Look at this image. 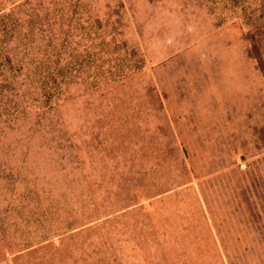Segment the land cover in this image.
Listing matches in <instances>:
<instances>
[{"label":"rangeland","instance_id":"rangeland-1","mask_svg":"<svg viewBox=\"0 0 264 264\" xmlns=\"http://www.w3.org/2000/svg\"><path fill=\"white\" fill-rule=\"evenodd\" d=\"M76 2L0 0V264H264V0ZM168 124L207 142L211 214L197 180L154 196Z\"/></svg>","mask_w":264,"mask_h":264},{"label":"trees","instance_id":"trees-1","mask_svg":"<svg viewBox=\"0 0 264 264\" xmlns=\"http://www.w3.org/2000/svg\"><path fill=\"white\" fill-rule=\"evenodd\" d=\"M78 1L79 0H77V2L75 4L76 6L73 8L76 11H77V8L80 6ZM24 7L27 10V9H31L30 7H32V6H31V4L29 5V2H26ZM20 13L21 12H19L18 14H20ZM51 28H54L53 24H52V26H49L46 31L41 29L40 31H43V35H38L39 38L37 37V39H38L37 42H39V44H38L39 46L37 45L38 47L36 48L37 56H38V54H40V57L48 59V60L51 59V57H52L51 47H52L54 39H55L54 37H52L54 35V33L52 32ZM37 31L35 30V32H37ZM259 31H260L259 29H254L251 33L253 34V36H256L259 33ZM97 33H98L97 36L98 35H105V37H106V35L112 34V33L107 34L106 31H103V27H99V30ZM87 38H89V37H87ZM26 39H27V37L24 38V41ZM106 40L108 42L106 44H104V46L101 49L99 48V50H98V51H100L99 53L102 52V53H106L105 55L108 57H115L116 56V52H115L116 49L114 47H117V45H116L117 41H115V39H112V41H109L108 39H106ZM45 44H47L46 45L47 47H45ZM26 45H28V44H26ZM61 46H62L61 47L62 49L58 50V56H62L63 54H65L66 50L68 49V48L66 49L65 44H63ZM43 48H44V50H45V48L48 50L44 51ZM90 49H92V46L90 47ZM54 52H56V50H54ZM96 55L98 56V53H96ZM35 58L36 57L34 56V62H35ZM92 58L94 59L95 56H93ZM116 60H118V59H116ZM95 61H97V58L95 59ZM96 68H98V66H96ZM126 68H127V66H126ZM110 70L107 72H110V74H111L112 72ZM110 74H108V76ZM126 77L128 78L129 76L124 75V77H122L121 80L120 79L119 80L118 79H114V80L110 79V80H108V82H105V83H107V84H113L115 82H118V83L121 82L122 83L125 80H127ZM99 82H101V81H99ZM107 84H105V85H107ZM99 89H100V86L98 87V90ZM98 90H96V91H98ZM160 100H161V98H160ZM172 122H174L175 124H178V120L172 121ZM168 128H169V131L171 133V136L173 137V140L171 141V143L169 145L166 146V148H165L166 151H164L163 154H161L162 158L159 154H157L147 164L148 169L153 172V169L157 168V166H159V165L161 166L162 163L163 164L168 163V168L170 171L169 175H167L166 177H163V178L157 177L158 181L159 180L160 181L154 185V188L159 189V187H161L162 189H160L161 191H157L158 193L154 196H161L164 194H168L169 192H171V193L177 192V191L181 192V191H185L188 189H193L197 192V189L194 186V181L197 180L200 182L199 191H200V195H201V197L200 196L197 197V198H199L198 201H200L201 205H202V201H203V203L206 205V208L210 211V214H211L212 213L211 203H210L209 197L207 196V194L205 193V190H204L205 184L203 185V183L201 182V180L203 181L207 178H211L210 171L213 169L211 167V165L208 164V162H211V161H209V158H208L209 147L207 145V142L206 141H200L198 138L196 139L194 130L191 134H186L185 131L184 132L183 131H177L179 133V136L182 137V142L180 144L177 141V134L175 133L176 129L173 128L169 124H168ZM173 129H175V130H173ZM238 151H239V148L234 149V154H238L237 153ZM240 157L243 160H246V156L243 153H241ZM218 158L219 157H217L215 159H218ZM215 159H214V161H215ZM218 161H220V160H218ZM223 165L224 166L221 165L222 167L219 170H222L224 172V174H226L225 172H229L230 174L240 175V176L244 177L245 181H247L246 183H245V181H243V188L241 189V192H243V199L246 200L245 199V197H246L245 188H246V186L249 188H252V185H250L248 183V177L249 176L251 177L252 174H250V171L246 172L244 170L243 171L240 170V168L236 165V161H234L232 164L225 163ZM228 165H229V167H226ZM235 165H236V167H235ZM247 183H248V185H246ZM198 195H199V193H198ZM243 202L245 203L246 201H243ZM249 203H250V201H249ZM240 204H242V203H240ZM202 207H204V206L202 205Z\"/></svg>","mask_w":264,"mask_h":264}]
</instances>
